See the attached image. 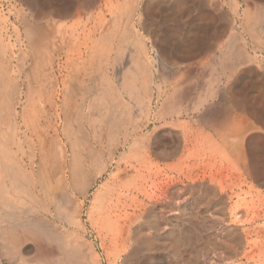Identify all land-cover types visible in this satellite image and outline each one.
I'll use <instances>...</instances> for the list:
<instances>
[{"label":"rangeland","instance_id":"rangeland-1","mask_svg":"<svg viewBox=\"0 0 264 264\" xmlns=\"http://www.w3.org/2000/svg\"><path fill=\"white\" fill-rule=\"evenodd\" d=\"M231 1L237 6V15L229 9V0H188L193 15L207 24L201 33L207 54L209 48L213 51L207 66L194 67L189 73L155 54L159 42L175 47L181 40L168 35L165 0L138 2L133 25L143 38L152 60L154 83L162 86L161 92L152 97L150 115L142 114L133 100H127L131 116L139 124L134 142L116 151V164L108 170L113 168L95 179L77 172L71 188H67L60 174H51L41 165V161H48L49 152L43 154L40 148L45 152L51 138L57 137L69 154L68 141L75 137L78 118V113L65 105L66 67L62 58L50 54L48 47L55 35L51 28L56 20L71 26L68 42L78 48L83 36L107 15L108 0H0V40L9 45L13 79L20 94L6 101L7 113L0 111V243L5 239L12 249L7 256L0 252V264H133L142 260V254L131 256L137 247L136 232L150 239L158 235L167 245L171 230L178 231L186 243L176 242L174 248L168 245L172 251L168 254L170 263L245 264L242 252L248 242L256 239L247 230L264 225V221L250 225L246 221L264 211V187L249 178L237 160L236 153L245 147L243 140L249 133L227 131L232 114L223 124L213 123V118L227 107L237 115L248 113L235 105L246 100L247 91L239 100L226 97V102L223 93L244 69L253 68L264 75V0ZM54 3L73 9L61 15L51 9ZM244 10L253 13L245 22L246 29L240 26L239 18ZM129 54L127 49L123 61L110 67L111 81L116 86L130 67ZM183 83L193 85L195 90L182 101H175L173 88ZM85 109L84 115L88 113ZM248 119L254 122L252 117ZM188 144L195 146L194 151L202 148L205 154L198 152L191 160L190 156L185 158ZM217 144L223 145L226 152L212 151ZM7 161L14 164L9 172L2 169ZM97 192L98 207L104 208L110 227L100 221L93 223L86 216ZM77 204L81 205L78 212ZM28 221L31 227L33 222L45 224L48 230L59 233L60 240L50 243L39 232L41 239L37 242L30 234L22 236L21 227L13 228ZM226 233L230 234L229 240L238 241L237 254L230 253L228 247L215 246ZM23 237L30 238V242L21 245ZM122 242L129 246L125 253L114 248ZM39 244L50 245V250L45 254L43 248L38 259L34 254ZM152 254L160 256L157 264L169 261L162 251Z\"/></svg>","mask_w":264,"mask_h":264},{"label":"bare ground","instance_id":"bare-ground-1","mask_svg":"<svg viewBox=\"0 0 264 264\" xmlns=\"http://www.w3.org/2000/svg\"><path fill=\"white\" fill-rule=\"evenodd\" d=\"M139 1L140 0H108L109 6L107 15L101 16L97 26H94L93 30L83 36L78 48L68 42L71 26H67L60 20L53 22L54 25L51 28V32H54L55 35L50 41L48 48L53 57L62 58L64 60L66 67L64 84L65 105L66 108L69 106L76 111L78 113V118L76 119L77 126L74 132L75 137L68 141L69 154L66 155L65 149L57 137L51 138L52 141L49 143L45 152L41 151L43 147L40 148V152L43 154L49 152L48 161H41V165L43 168H47L51 174H60V180L64 182L67 188H71L72 181L77 172L84 174L88 179H95L102 176L111 165L116 164L114 158L119 147L127 146L128 143L134 142V134L138 122L133 120L127 100H133L135 106L139 110H142V114H146L147 112L146 115H150L152 101L154 100L152 97L154 94L157 95L161 92L162 86H156L154 83L156 79H153L154 73L150 68L152 60H149L148 51L145 49L143 38L133 25V16ZM57 4L58 3H54L56 6H53L51 9L53 12H58L61 15H65L69 10L73 9L71 7H62ZM7 5L9 4L7 3ZM11 7L13 9V6ZM164 8V18L168 25L169 37L179 36L181 40L178 41L180 45L175 47L169 43H165V45L163 42H159L155 54H159L163 61L175 68L179 66L182 67L184 69L183 73H189V70L197 66H200L199 68H201V66H207V61L213 57V51L210 48L209 55L207 54L208 51L205 46L206 41L204 37L201 36L207 24L204 23L201 17L197 18L196 14L193 15L188 0H165ZM229 9L233 14H238L237 6L231 0H229ZM251 17H253V13L251 14L248 10H244L239 16L240 26L242 25L246 29L248 26H246L247 24L245 22L251 19ZM183 18L186 20L183 21ZM250 25L251 24H249V26ZM179 30L180 32L181 30L184 32L181 34ZM63 31L65 33H63ZM25 34L27 40H30V32L28 29H26ZM186 34L189 36H186ZM73 36L74 35H72V37ZM127 49L130 50L128 58L130 67L122 73L120 85L116 86L111 81L109 70L115 63H121L123 61ZM12 58L9 45L4 44L0 40V111H6V113L9 109L6 105V101L14 96L17 97L19 94L18 86L13 79L11 70L10 63L12 62ZM174 80L176 82V78ZM192 87L193 85L189 83H183L182 86H175L173 88L175 92L173 96L174 100L182 101L181 99L187 98L188 95L195 90V88ZM207 90L206 88V91ZM244 91H247L245 96L246 100L238 101L235 105L239 106L242 110L246 109L248 113L237 115L231 112L230 107H227L222 114L214 116L213 123H226L228 121L227 117L232 114V121L230 120L231 122L227 131L237 133L238 135L249 133L243 140L245 147L236 153L237 160L244 167L247 176L264 187V75L258 73L253 68L242 70L237 80L228 87L225 93H223L224 101L226 97L231 100H239L240 95L243 94ZM248 94H250V96ZM205 102L206 100L200 103L199 106H203ZM85 108L88 110L86 115H84ZM12 109L15 110V107H12L11 110ZM249 116L252 117L254 122L248 119ZM184 135L187 137L186 133ZM40 143L41 142H39V144ZM39 144L38 147L40 146ZM194 147L195 146L189 147L188 144L185 148L188 155L185 158H189L190 156L191 160L198 152L205 154L202 148L194 151ZM214 150L218 153H224L227 149L223 145L217 144L215 149H212V151ZM224 165L225 164H223V166ZM12 166H14V164L11 162L8 163L7 161L6 164L3 163L2 169L9 172L12 170ZM22 171L24 170L22 169ZM199 188L200 187L197 189L200 190ZM98 198L99 195L97 192L87 207L86 216L93 223L97 224V222L100 221L101 224L110 227L112 223L107 219L104 208L98 207L100 205ZM80 207L81 205L77 204V212L80 210ZM96 217L97 219H95ZM260 221H264V211L256 214L255 217L246 222L250 225ZM29 222L30 221L20 226L17 224L15 227L13 226V228L17 226L21 227L19 229L22 230V236H28V234H30L31 238H36V241L38 240L37 238H40L39 232H42L50 243L54 244L53 240H60L59 233L57 234L53 230L51 231V229L48 230L45 224L40 226L33 222L31 227ZM28 225H30V227ZM157 230L159 229H156V231ZM247 233L250 235L253 233L256 239L247 243V247L243 250L241 258L245 260V264H264V225L248 229ZM14 234L13 232L12 236ZM167 236H170L169 238L171 239L166 245V241L160 240L158 235L156 239H150L136 232L134 239L136 240L137 247L132 249L131 256L135 257L138 254H142L140 257L142 260L135 261L133 264H157L160 256L152 253L159 251L163 252L165 258H169V261L165 264H173L170 263V255L168 256V254L172 252L169 251L168 245L173 244L174 248L176 242L177 245L179 244L178 242L183 245L186 242L180 237V233L175 230H171ZM229 236L230 234L226 233L225 238L217 242L215 246L219 248L228 247L230 253L237 254L239 251L238 241L236 242L233 240V242L229 240ZM3 242L0 243V252H2L4 256L10 255L12 252L11 246H7L8 244L5 243V239ZM41 246L42 245L39 244L38 249L35 246L34 258L39 259L43 248L45 249V254L49 252L50 245ZM55 246L57 247L56 244ZM115 247L123 253L129 248L125 242L119 243L118 245L114 244V248ZM60 249L61 252H63V249ZM174 250H176V248ZM144 252H146L145 255L143 254ZM58 254L57 256L60 260L61 256ZM63 254L68 255L72 254V252Z\"/></svg>","mask_w":264,"mask_h":264},{"label":"crops","instance_id":"crops-1","mask_svg":"<svg viewBox=\"0 0 264 264\" xmlns=\"http://www.w3.org/2000/svg\"><path fill=\"white\" fill-rule=\"evenodd\" d=\"M20 95V94H19ZM30 238H25V237H23L22 238V240L20 241V243H21V245H23V244H25V243H28V242H30Z\"/></svg>","mask_w":264,"mask_h":264}]
</instances>
